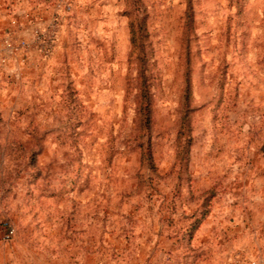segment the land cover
I'll return each instance as SVG.
<instances>
[{"label":"rangeland","instance_id":"1","mask_svg":"<svg viewBox=\"0 0 264 264\" xmlns=\"http://www.w3.org/2000/svg\"><path fill=\"white\" fill-rule=\"evenodd\" d=\"M0 264H264V0H0Z\"/></svg>","mask_w":264,"mask_h":264},{"label":"built area","instance_id":"2","mask_svg":"<svg viewBox=\"0 0 264 264\" xmlns=\"http://www.w3.org/2000/svg\"><path fill=\"white\" fill-rule=\"evenodd\" d=\"M13 234H14L13 229H12L11 227H8V228L6 229L5 238H6V239H9V238H11V237L13 236Z\"/></svg>","mask_w":264,"mask_h":264},{"label":"trees","instance_id":"3","mask_svg":"<svg viewBox=\"0 0 264 264\" xmlns=\"http://www.w3.org/2000/svg\"><path fill=\"white\" fill-rule=\"evenodd\" d=\"M136 40H135V37H134V35L132 34V45H133V47L135 48V46H136ZM141 97H144L145 98V96H141ZM146 109H148V106L146 105V108L144 109V110H146Z\"/></svg>","mask_w":264,"mask_h":264}]
</instances>
